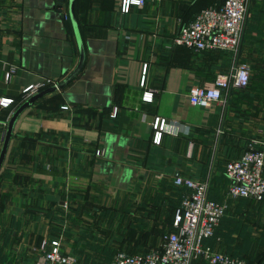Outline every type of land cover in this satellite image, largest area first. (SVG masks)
I'll return each instance as SVG.
<instances>
[{"label":"crops","instance_id":"crops-1","mask_svg":"<svg viewBox=\"0 0 264 264\" xmlns=\"http://www.w3.org/2000/svg\"><path fill=\"white\" fill-rule=\"evenodd\" d=\"M121 3L75 0L83 65L16 120L0 169V262L39 264L62 235L82 264L90 252L81 225L124 202H180L190 189L174 184L177 171L211 178L212 198L228 202L209 244L241 257L264 251L256 228L264 198L229 197L226 174L250 141L264 146V0H251L238 50L173 42L182 24L221 0H146L128 12ZM79 60L69 0H0V97L14 98L0 104V151L23 89L63 80ZM241 62L250 68L247 86L226 88L224 100L205 107L190 101L192 86L211 85Z\"/></svg>","mask_w":264,"mask_h":264},{"label":"built area","instance_id":"built-area-1","mask_svg":"<svg viewBox=\"0 0 264 264\" xmlns=\"http://www.w3.org/2000/svg\"><path fill=\"white\" fill-rule=\"evenodd\" d=\"M145 1L122 0L121 9L128 12L132 6H142ZM250 3L251 0H221L218 5L202 8L194 19L181 25L173 42L198 49L238 50L242 43ZM146 70L147 63L144 65L142 83ZM15 71V65L6 69V80H11ZM250 78L248 63L241 62L229 74L218 76L211 85L192 86L190 101L205 107L213 101L224 100V89L247 86ZM47 82H51L50 79ZM47 82L29 84L23 89V96L27 98L48 86ZM147 96L151 97L149 94ZM11 102L12 97H0L2 105L7 106ZM63 107L68 108V105ZM164 125L165 119L159 123L158 117L154 123V142H161ZM255 142L256 140L250 141L240 156L226 162L228 195L231 198L248 197L256 201L264 198V146H257ZM210 180L209 177L196 179L179 171L175 172L174 184L185 186L190 191L175 207L174 229L163 236L159 245L147 251L129 252L118 249L109 264H193L199 258H203L207 264H250L245 257L234 256L207 242L228 208L227 201H219L210 196ZM39 264H78V258L65 250L63 236L59 235L50 240Z\"/></svg>","mask_w":264,"mask_h":264},{"label":"rangeland","instance_id":"rangeland-1","mask_svg":"<svg viewBox=\"0 0 264 264\" xmlns=\"http://www.w3.org/2000/svg\"><path fill=\"white\" fill-rule=\"evenodd\" d=\"M159 202H153L152 207L137 201L124 202L121 207L95 213L91 221L79 224L85 248L100 250L103 261L100 264H109L118 249L142 251L159 245L163 236L171 230L173 218V208L168 203ZM256 221L257 240L264 239V217ZM262 252L260 249L253 252L252 261H257Z\"/></svg>","mask_w":264,"mask_h":264},{"label":"water","instance_id":"water-1","mask_svg":"<svg viewBox=\"0 0 264 264\" xmlns=\"http://www.w3.org/2000/svg\"><path fill=\"white\" fill-rule=\"evenodd\" d=\"M69 12H70L71 20L73 22V26L75 29V33H76V37H77V41H78V45H79V49H80V60L77 64V66L63 80H60L54 84L48 85V86L34 92L32 95L27 97L22 103H20L19 106L13 111L12 115L10 116V118L8 120V126H7L6 132L4 134V142H3V145H2V148L0 151V169L2 167L4 160H5L7 150H8V146H9V142H10V139L12 137V133L14 131V126H15L16 120L18 119L19 115L23 112V110L25 108L32 105L38 98L42 97L43 95H45V94H47L53 90H56L59 87L64 86L69 81H71L77 75V73L79 72V70L81 69V67L83 65L84 57H85V51H84L82 36H81V32H80V28H79V24H78V20H77V16H76V11H75V0H69ZM258 264H264V258Z\"/></svg>","mask_w":264,"mask_h":264},{"label":"trees","instance_id":"trees-1","mask_svg":"<svg viewBox=\"0 0 264 264\" xmlns=\"http://www.w3.org/2000/svg\"><path fill=\"white\" fill-rule=\"evenodd\" d=\"M179 45V44H178ZM181 46H185V45H181ZM188 47V46H187ZM26 98L24 97V96H22V102L25 100ZM13 101H14V98H13ZM21 102V103H22ZM12 103V102H11ZM19 106V105H18ZM17 106V107H18ZM210 193V192H209ZM210 196H211V194H210ZM212 197V196H211ZM214 198V197H213ZM239 198H245V197H239ZM179 204V202H176V203H173L172 204V206H171V208H173V218H174V210H175V207L177 206ZM173 218H172V228H171V230L172 229H174V226H173ZM121 249H123V248H121ZM127 251H129V252H136V251H131V250H127ZM139 251H141V250H139ZM142 251H147V250H142ZM89 256L85 259V261L82 263V264H100V261L101 262H103L102 260H101V251L100 250H97V249H95V250H89ZM250 257H252L251 255H249V256H246L245 258L250 262V264H258L259 262H261L262 260H263V258H264V251L262 252V254L260 255V257H258V260L257 261H252V259L250 258ZM111 258V254L109 255V259ZM109 259H108V261L107 262H109ZM200 259V258H199ZM203 259V258H202ZM102 264H104V263H102ZM105 264H107V263H105Z\"/></svg>","mask_w":264,"mask_h":264}]
</instances>
